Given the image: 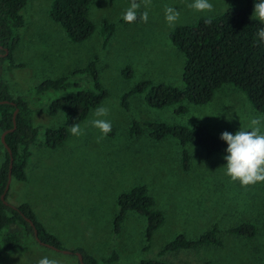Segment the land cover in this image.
I'll return each mask as SVG.
<instances>
[{
  "label": "rangeland",
  "instance_id": "rangeland-1",
  "mask_svg": "<svg viewBox=\"0 0 264 264\" xmlns=\"http://www.w3.org/2000/svg\"><path fill=\"white\" fill-rule=\"evenodd\" d=\"M52 0H28L22 11L25 25L13 59L18 67L0 66V78L11 94H29L45 80H56L84 69L97 57L98 81L107 97L98 105L109 108L107 119L112 131L103 139L98 129L88 125L92 109L80 123L84 134L67 139L56 149H33L26 170L27 181L11 180L6 202L11 206L27 204L47 232L58 238L66 255L40 245L28 246L11 254L3 264H37L44 255L54 256L59 264H78L75 250L106 258L111 249L118 256L116 264H139L159 259L173 264H264V181L241 186L225 175L223 155L206 157L194 145L185 147L189 168L181 164L183 147L175 139L151 140L147 132L131 137L132 121H155L191 127L201 124L220 138L227 131L250 130L249 121L258 117L264 132V117L248 103L245 95L225 85L204 106L183 104L185 115H176V107L149 108L141 95L121 106V96L143 81L182 86L183 55L172 45L169 35L179 26L190 25L203 17H215L230 8L241 9V0H211L213 12L190 8L192 0H136L139 11H148L147 22L139 17L132 24L119 23L131 0H94L88 10L95 30L90 38L72 43L63 29L49 18ZM254 5V0H252ZM171 6L180 11L174 27H169L164 10ZM116 29L102 48V23ZM129 68L130 78L123 71ZM73 90H91L94 80L85 73L71 78ZM60 93H48L38 101L43 108ZM226 115L229 119H226ZM36 127L57 128L62 116L50 117L36 111ZM85 125H87L85 127ZM0 131V164L4 147ZM43 133L39 138L43 139ZM144 186L153 199V209L163 213L162 225L146 237L147 220L128 212L118 236L112 232L122 193ZM256 227L252 239L228 235L226 230L240 223ZM218 230L222 247L200 246L177 252L160 251L177 236L195 239L212 227Z\"/></svg>",
  "mask_w": 264,
  "mask_h": 264
},
{
  "label": "trees",
  "instance_id": "trees-1",
  "mask_svg": "<svg viewBox=\"0 0 264 264\" xmlns=\"http://www.w3.org/2000/svg\"><path fill=\"white\" fill-rule=\"evenodd\" d=\"M93 1L52 0L49 18L61 26L70 42H84L95 30L88 15L89 6ZM241 1L245 3L241 9L230 8L218 16L200 18L193 24L176 27L170 33L172 45L184 57L181 87L143 81L121 96V106L126 110L129 99L141 95L151 109L174 106L176 115H185L188 109L183 104L207 105L216 91L230 85L242 92L251 107L264 117V43H260L256 36L257 28L261 25L250 19L253 12L252 0ZM27 3L28 0H0V66L7 63L9 69L18 67L14 63L13 54L20 41L21 29L25 25L22 11ZM209 19L211 22H208ZM119 23L125 22L121 20ZM115 29L116 25L103 21L102 48L107 45ZM96 61L97 57L84 69L76 70L68 77L45 80L29 94H11L8 85L0 78V102H7L0 103V131H8L4 139L11 151V180L26 182V170L33 157V149L58 148L67 139L69 126L84 121L89 112L107 97V92L98 81ZM82 73L94 80L91 90H73L77 84L71 82V78ZM131 75L129 68L123 71L125 79ZM48 93L61 95L39 108L38 101ZM16 110L14 128L13 114ZM39 110L50 117L62 116L64 124L57 128L42 127V132L41 127H36L33 123V115ZM145 132L156 142L165 139L177 140L183 147L181 164L184 170L189 168V157L185 149L187 145L197 146L208 158L214 155L224 156V149L227 147L219 137L199 123L186 127L164 122L132 121L129 128L131 137H139ZM41 133L43 139L39 138ZM3 159L0 164V264L15 252L25 253L28 246L39 245L34 239V230L42 243L61 249L58 238L46 231L27 204L22 203L14 207L6 202L8 191L5 193V188L10 156L5 148ZM116 207L112 223L114 236L119 235L128 212L145 217L147 239L151 238L164 221L163 213L153 209V199L147 194L144 186H137L122 193L116 201ZM26 219L30 220L34 227ZM226 233L252 239L256 234V227L251 222H244L228 228ZM222 245L215 226L195 239L177 236L159 254L193 250L200 246ZM75 253L81 254L83 264H116L119 259L114 249L102 259L94 258L80 248L76 249ZM139 264L173 263L149 259Z\"/></svg>",
  "mask_w": 264,
  "mask_h": 264
},
{
  "label": "clouds",
  "instance_id": "clouds-1",
  "mask_svg": "<svg viewBox=\"0 0 264 264\" xmlns=\"http://www.w3.org/2000/svg\"><path fill=\"white\" fill-rule=\"evenodd\" d=\"M189 7L197 12L211 13L214 10L211 0H192ZM140 8L141 5L136 0H131L121 19L127 24H132L139 17L142 22L146 23L148 11H139ZM164 18L169 27H174L180 18V11L168 6L164 10ZM250 19L261 25L257 28L256 36L260 43H264V0H254ZM208 22L211 20L209 19ZM108 115L109 108L101 105L93 110L92 118L87 122L88 125L99 130L100 139L105 138L112 131V122L107 119ZM225 118L231 120L227 115ZM260 125L261 120L256 117L249 121L250 130L240 129L234 134L225 131L220 135V140L227 145L223 156L225 175L232 181H238L241 186L264 181V132L261 131ZM69 131L73 136L84 134V128L76 123L69 126ZM37 264H59V262L54 256L44 255L37 261Z\"/></svg>",
  "mask_w": 264,
  "mask_h": 264
},
{
  "label": "water",
  "instance_id": "water-1",
  "mask_svg": "<svg viewBox=\"0 0 264 264\" xmlns=\"http://www.w3.org/2000/svg\"><path fill=\"white\" fill-rule=\"evenodd\" d=\"M0 49H1V47H0ZM6 55V54H5ZM0 103H7V102H0ZM16 113H17V110L14 112V114H13V121H14V128H15V115H16ZM13 128V129H14ZM8 133V131H5V132H3L2 133V135H1V143H2V145H3V147L5 148V150L9 153V156H10V165H9V174H8V182H7V185H6V188H5V193L8 191V189H9V185H10V182H11V172H10V170H11V166H12V157H11V151H10V149L8 148V146H7V144H6V142H5V135ZM4 198V195L2 196V199ZM6 203V202H5ZM29 223H30V225L32 226V227H34V225H33V223L30 221V220H28V219H26ZM34 239H35V241L40 245V246H42V247H45V248H47V249H51V250H54V251H56V252H61V253H63V254H66V255H71V252H68V251H61V250H59V249H57V248H55V247H53V246H51V245H48V244H45V243H42L39 239H38V236H37V232H36V230H34ZM75 255H76V257H77V259H78V261H79V263L80 264H83V260H82V256H81V254L80 253H75Z\"/></svg>",
  "mask_w": 264,
  "mask_h": 264
}]
</instances>
